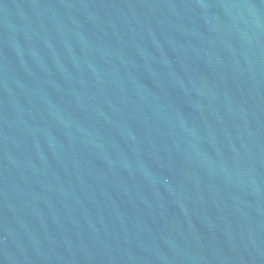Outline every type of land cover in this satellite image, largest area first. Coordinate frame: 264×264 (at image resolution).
<instances>
[{
	"label": "water",
	"instance_id": "obj_1",
	"mask_svg": "<svg viewBox=\"0 0 264 264\" xmlns=\"http://www.w3.org/2000/svg\"><path fill=\"white\" fill-rule=\"evenodd\" d=\"M0 73L155 110L264 162V0H0Z\"/></svg>",
	"mask_w": 264,
	"mask_h": 264
}]
</instances>
